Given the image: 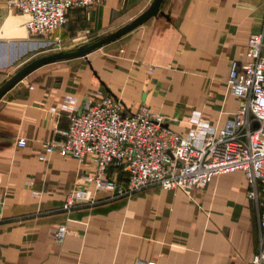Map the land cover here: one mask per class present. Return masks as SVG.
I'll return each mask as SVG.
<instances>
[{
    "label": "crops",
    "instance_id": "crops-1",
    "mask_svg": "<svg viewBox=\"0 0 264 264\" xmlns=\"http://www.w3.org/2000/svg\"><path fill=\"white\" fill-rule=\"evenodd\" d=\"M153 0H99L72 8L50 38L95 40L128 24ZM167 16L141 26L87 57L46 64L0 99V264H248L258 250L259 213L247 197L242 171L212 178L189 192L150 187L131 197L63 208L85 175L79 161L39 154L60 142L69 120L61 110L72 95L111 94L128 112L143 104L182 134L194 110L224 125L239 107L226 87L231 65L246 61L247 41L264 29V0H164ZM29 15L0 0V86L43 50ZM92 42V41H91ZM86 44V43H85ZM264 55V47H263ZM25 137L27 145L18 146ZM120 182L124 170L112 168ZM96 198L107 193L95 191ZM65 225L62 243L56 229Z\"/></svg>",
    "mask_w": 264,
    "mask_h": 264
},
{
    "label": "built area",
    "instance_id": "built-area-1",
    "mask_svg": "<svg viewBox=\"0 0 264 264\" xmlns=\"http://www.w3.org/2000/svg\"><path fill=\"white\" fill-rule=\"evenodd\" d=\"M99 0H8L9 6L29 15L27 28L32 35L45 36L64 26L72 8H87ZM264 29L252 33L247 41L246 61H233L226 87L240 104L224 125L214 124L194 110L191 128L185 134L169 128L160 114L143 104L128 112L111 94L85 99L67 95L61 110L69 120L63 140L46 141L41 160L58 153L84 161L91 157L95 174L85 175L67 197L63 208L131 197L159 186L164 190L189 192L212 178L242 171L247 179V197L259 213L258 250L248 264H264ZM18 146L27 139L20 137ZM112 168L124 170L120 182L110 176ZM106 192L96 198L91 188ZM68 235L65 225L55 231L62 243ZM134 264H156L142 258Z\"/></svg>",
    "mask_w": 264,
    "mask_h": 264
},
{
    "label": "water",
    "instance_id": "water-1",
    "mask_svg": "<svg viewBox=\"0 0 264 264\" xmlns=\"http://www.w3.org/2000/svg\"><path fill=\"white\" fill-rule=\"evenodd\" d=\"M163 1L164 0H153L151 5L147 9L131 22L92 42L83 44L73 50L54 52L33 59L28 64L23 66L20 70H18L15 74L10 76L0 86V99L26 76L46 64L62 60H71L79 57H87L90 53L96 51L97 49L109 43H112L132 32L152 17L167 16V14H165V12L161 10Z\"/></svg>",
    "mask_w": 264,
    "mask_h": 264
},
{
    "label": "rangeland",
    "instance_id": "rangeland-1",
    "mask_svg": "<svg viewBox=\"0 0 264 264\" xmlns=\"http://www.w3.org/2000/svg\"><path fill=\"white\" fill-rule=\"evenodd\" d=\"M52 34L45 35L47 37H44L45 38V44L42 46V47H44L43 50L40 51V54H38L39 57L43 56V55L50 54V53H54V52L73 50V49H75V48H77V47H79L85 43H89V42L93 41V40L88 39L85 42L76 40V41H73L71 43H67V42L65 43V42H62L61 40H59L57 38L51 39L50 35H52ZM100 37H102V36H100ZM100 37H98V38H100Z\"/></svg>",
    "mask_w": 264,
    "mask_h": 264
}]
</instances>
